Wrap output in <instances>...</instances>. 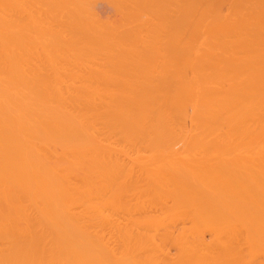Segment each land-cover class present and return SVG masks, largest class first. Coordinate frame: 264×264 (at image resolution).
Segmentation results:
<instances>
[{"label":"bare ground","instance_id":"bare-ground-1","mask_svg":"<svg viewBox=\"0 0 264 264\" xmlns=\"http://www.w3.org/2000/svg\"><path fill=\"white\" fill-rule=\"evenodd\" d=\"M0 264H264V0H0Z\"/></svg>","mask_w":264,"mask_h":264}]
</instances>
